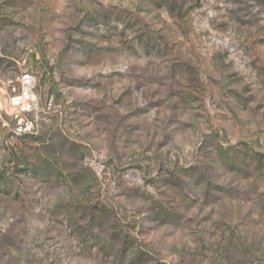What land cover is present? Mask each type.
<instances>
[{
	"label": "rangeland",
	"instance_id": "rangeland-1",
	"mask_svg": "<svg viewBox=\"0 0 264 264\" xmlns=\"http://www.w3.org/2000/svg\"><path fill=\"white\" fill-rule=\"evenodd\" d=\"M0 264H264V0H0Z\"/></svg>",
	"mask_w": 264,
	"mask_h": 264
},
{
	"label": "built area",
	"instance_id": "built-area-1",
	"mask_svg": "<svg viewBox=\"0 0 264 264\" xmlns=\"http://www.w3.org/2000/svg\"><path fill=\"white\" fill-rule=\"evenodd\" d=\"M41 96L34 73L25 70L8 79L0 75V119L15 136L33 133L40 124Z\"/></svg>",
	"mask_w": 264,
	"mask_h": 264
}]
</instances>
